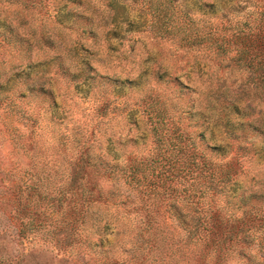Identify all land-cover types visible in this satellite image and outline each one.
Returning a JSON list of instances; mask_svg holds the SVG:
<instances>
[{"label":"trees","instance_id":"16d2710c","mask_svg":"<svg viewBox=\"0 0 264 264\" xmlns=\"http://www.w3.org/2000/svg\"><path fill=\"white\" fill-rule=\"evenodd\" d=\"M31 1L0 0V201L10 206L18 237H39L56 248L44 264H264V171L250 173L264 152V122L255 108L237 110L236 128H226L217 144L206 141L204 118L191 122L190 107L181 114L186 124L145 107L153 156H106L93 132L80 133L70 147L59 142L69 156H37L43 116L29 99L53 92L30 51L35 41L53 42L45 35L29 41L3 9V3L26 9ZM142 2L157 33H170L180 20L187 45H213L218 58L235 60L264 92V0L218 3L217 16L215 0ZM18 52L22 62L6 60ZM57 66L86 86L100 76L84 60ZM218 88L206 97L224 121L225 109L236 103L223 101ZM101 106L104 116L108 105ZM247 131L259 135L258 151ZM110 238L115 247L107 246Z\"/></svg>","mask_w":264,"mask_h":264},{"label":"rangeland","instance_id":"374dc122","mask_svg":"<svg viewBox=\"0 0 264 264\" xmlns=\"http://www.w3.org/2000/svg\"><path fill=\"white\" fill-rule=\"evenodd\" d=\"M66 1L45 0L48 9L38 0H32L26 9L3 3L4 15L14 26L19 25L17 30L26 39L35 41L45 35L53 42L47 46L35 41V49L30 51L31 59L40 62L35 70L44 71L53 92L52 97L40 94L29 99L43 116L37 156H69L70 150H59V142L70 147L80 133L90 132L98 137L106 156H153L156 142L142 115L145 107L186 124L182 111L193 106L189 108L194 111L191 122L201 123L203 118L208 122L205 135L210 144H217L226 128H236L240 120L237 110L251 112L255 108L264 122V92L255 88L248 71L235 60L218 58L213 45H187L180 20L173 22L170 33L162 34L151 28V16L141 10L143 0H115L113 8L107 6V0H77L63 8ZM215 1L216 16L220 14L218 3L227 6L233 2ZM205 10L213 18L215 14ZM18 53L19 57L5 58L22 62L25 56ZM83 60L103 76L89 80V86L57 71L58 61L73 66ZM218 85L217 95L223 101L235 98L236 103L225 109L224 121L214 101L206 97ZM98 105L102 109L108 105L104 116ZM247 132L252 141H260L259 135ZM253 156L258 159L254 152ZM250 168L251 174L261 175L264 152ZM17 230L10 206L0 201V264H28V253H32L31 264L52 260L57 251L52 244L33 236L20 239ZM109 241L107 246H116L114 239Z\"/></svg>","mask_w":264,"mask_h":264}]
</instances>
